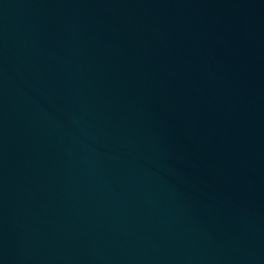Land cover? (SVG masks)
<instances>
[{
	"label": "water",
	"instance_id": "obj_1",
	"mask_svg": "<svg viewBox=\"0 0 264 264\" xmlns=\"http://www.w3.org/2000/svg\"><path fill=\"white\" fill-rule=\"evenodd\" d=\"M0 264H264V0H0Z\"/></svg>",
	"mask_w": 264,
	"mask_h": 264
}]
</instances>
